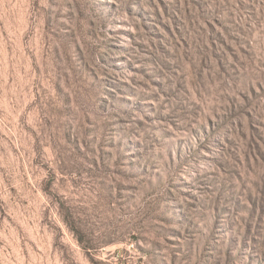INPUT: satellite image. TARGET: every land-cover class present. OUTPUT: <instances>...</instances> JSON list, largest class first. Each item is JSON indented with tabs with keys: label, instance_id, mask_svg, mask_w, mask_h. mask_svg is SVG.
I'll use <instances>...</instances> for the list:
<instances>
[{
	"label": "rangeland",
	"instance_id": "374dc122",
	"mask_svg": "<svg viewBox=\"0 0 264 264\" xmlns=\"http://www.w3.org/2000/svg\"><path fill=\"white\" fill-rule=\"evenodd\" d=\"M0 264H264V0H0Z\"/></svg>",
	"mask_w": 264,
	"mask_h": 264
}]
</instances>
